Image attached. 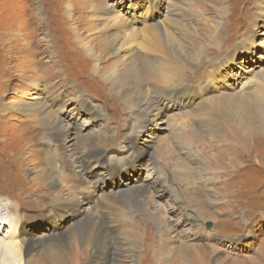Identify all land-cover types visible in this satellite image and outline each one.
Returning a JSON list of instances; mask_svg holds the SVG:
<instances>
[{"label": "rangeland", "instance_id": "rangeland-1", "mask_svg": "<svg viewBox=\"0 0 264 264\" xmlns=\"http://www.w3.org/2000/svg\"><path fill=\"white\" fill-rule=\"evenodd\" d=\"M166 2L0 0V222L17 219L12 231L18 234L13 237L40 238L66 227L90 232L94 224L78 222L76 216H84L81 211L100 199L112 206L106 196L120 192L123 206L115 204L113 210L129 225L118 236L123 252L114 257L119 264H154V250L167 252L170 247L172 257L164 264H201L198 254L191 259L183 254L197 251L193 246L200 245L209 249L203 264H264V146L252 129L248 149L241 151L227 131V118L217 111L223 107L237 116L233 104L219 105V100L234 95L250 100L264 84V0H175L185 7L178 24L187 27L181 32L179 27L169 29L186 48L193 67L180 77V85L157 88L150 86L142 69L136 80L118 68L121 84L131 89L139 81L142 92L154 102L137 110L120 89L93 74L94 61L82 50V40L104 45L106 31L125 25L141 29L145 20L153 25L166 22ZM193 45L207 47L194 57ZM101 46L100 52L91 47L99 55L104 51ZM112 54L109 51L106 61L98 62L101 75L107 72L105 66L111 70L119 60ZM197 88H202V100L195 95ZM186 92L191 94L182 95ZM206 99L211 100V114L193 110ZM23 104L30 109L39 104L59 107L55 112L72 130L71 136L52 141L46 130L18 111ZM144 115L149 116L139 118ZM93 139L102 155L82 166L78 160L86 156ZM64 156L71 161V172L65 169ZM45 169L63 186H72L79 175L87 177L74 209L53 207L54 190L34 182ZM136 187H146L140 198L128 193ZM10 205L15 212L8 210ZM160 218L169 222L175 236L164 238L167 222L162 226ZM12 231L9 225L0 228V239ZM130 233L146 242L141 243L136 260L124 240ZM161 238L170 240L168 250L160 245ZM42 253L40 249L33 258ZM87 253L81 264H110L108 249L94 259ZM42 260L46 264V258Z\"/></svg>", "mask_w": 264, "mask_h": 264}, {"label": "bare ground", "instance_id": "bare-ground-1", "mask_svg": "<svg viewBox=\"0 0 264 264\" xmlns=\"http://www.w3.org/2000/svg\"><path fill=\"white\" fill-rule=\"evenodd\" d=\"M166 3H167V10H168L169 14H171L170 16H169V14H167L168 16H165L166 22H160V23H156L157 25H153L152 23L149 24V22L147 20H145L142 22V25L143 24L144 25L141 29L134 27V26H131V27L129 26L130 28H128V25L123 26L121 30H115L114 31V29L113 30L110 29L111 31L104 32L105 34L102 37V41L104 42V45H102V46L98 45V44L92 45L93 41L86 42V41L82 40V42H83L82 50H83L84 54L86 55V57H88L94 61V64L92 67L94 69L93 74L96 76H101V78L106 83L112 84L113 88L120 89L122 91L121 93H123L124 97L128 100V103H130L132 105V107L136 110L139 107H141L142 105H147V106L150 105L151 106L154 102H151V100H149L147 98V95L144 92H142L141 89H143V88L141 87V84L139 83V81H136V82L134 81L135 84L131 89H127L123 84H121L119 81V73L117 71L118 68H120L121 70H124L126 73L132 74V76L135 77L134 79H136V80H140L139 78H141V77H139L137 71H138V69H142L146 73L145 79L147 81L151 82L150 86L157 88L159 86L165 87L168 84H171L172 86L180 85L182 83L181 81L183 80V79L181 80L180 77H182L184 72L190 71L189 69L191 67H193V63L190 61V56H189V53H187L186 48L184 49L183 44L181 46L180 43L177 42V40L175 38V35H177V34L174 33L173 31H170V29H169L172 26H175L177 30L179 27L180 30H178V31H180V32L184 31L186 29L187 26L179 25L178 20H177L178 18H184V12L183 11H185V7L183 5H181L180 3H176L175 0H167ZM89 6L91 7V5H89ZM117 19H115V20H117ZM108 22H109V20H108ZM126 23H127V21H126ZM128 23H130V21ZM125 29H127V30H125ZM110 32H112V33H110ZM97 38H98L97 41L101 42V32L98 33ZM139 41H141V42H139ZM91 46H93L94 50H96V49L98 50L99 46L104 47V49H102L100 47L101 50H104V51L99 53V55H98L97 53L93 52V49ZM193 47L195 49H194V52L192 54H194L193 56L195 57L196 54L197 55L200 54V48H203V50H204L207 47V45H204L203 47L201 45H193ZM98 51L100 52V50H98ZM109 51H113L112 55L114 56V58L118 57L119 60L114 63L115 66L111 70H110L109 66H105L104 70H107V72L101 75V73L98 70V62L101 61V59H103L102 63H104L106 61L104 59H107V53ZM191 51H192V49H191ZM192 71L193 70H191V72ZM188 88L192 89V87H188ZM195 93H196L195 95L198 96V99L202 100V98H203L202 88H197ZM189 94H191V93L186 92L182 95L185 96V95H189ZM118 95H121V94L118 93ZM118 97H120V96H118ZM120 99H122V98H120ZM219 101H220L219 105L224 103V106H225L226 102H230L231 104H233L235 106L234 109H237V111H238L237 116H232L231 114L226 112V110H224L223 107H219V110H217V111L221 112L227 118L226 122H227V126L229 127V128L227 127L228 128L227 131H231L232 134L230 132H228V133L230 136H232V140L235 139V141H238L237 144L240 147L241 151L248 149V146H249L248 139H249V136H250L252 129H253V131L255 130L257 135H259L257 137V141H259V145L264 146V84H262V83L260 84L259 89H257V91L251 96L250 100H247L246 98L234 95V97H231V98L224 97ZM126 104H127V102H126ZM210 104H211V100H207L206 102H202L200 106L196 104V105H194V107L193 106L192 107L194 108L193 110H195L197 112L203 113V112L207 111L211 114V112H212L211 107L212 106ZM214 104H215V102H214ZM214 104H212V105H214ZM59 110H60L59 107H56V109H54V107H52L50 105L49 106L44 105L41 107L40 104L37 106L36 109H30V108L26 107V105H24V104L21 105L20 108L18 109V111L22 115H25L31 121H35L37 127L46 130L51 135L50 139L52 141L53 140H60L61 138H63L62 136H65V138L70 137L71 133H72V130L69 128L68 125H63L64 120L62 118L58 117V115L56 114V112ZM63 112H64V109H63L62 113ZM147 114H149V113H147ZM146 116L148 117L149 115H146ZM146 116L144 115V116L139 117V118L145 119V118H147ZM209 121L213 122V120H209ZM252 121L257 123V125H256L257 127L252 126V124H253ZM223 128L224 127L222 126L221 130ZM187 131H189V130H187ZM219 133H221V131ZM219 133H217V134H219ZM198 139H199V137H198ZM96 140H98V138ZM96 140L93 139V141L90 143L89 149H88L85 157L83 155H82V157L79 156L80 160H78V161H79V164H82V166H84L83 163L87 159H92V160L96 159V158L100 159L102 153H99L96 150V149H98V146H97L98 143ZM88 143H89V141H88ZM191 145L192 144L190 143V144H188V147L184 148L183 150L181 149L183 156H184L183 152L184 151L188 152L190 150ZM61 152H63V151H61ZM70 155H71V153H70ZM189 156H190V154H189ZM64 158H66V157L64 156ZM62 161L65 164V169L66 170L68 169V171L71 172V161L68 160V158L63 159ZM158 165L159 164H156L155 168H154L156 172H159V166ZM46 172L39 171V176L37 177L38 179H37V181H34V182L37 185L48 186V188L51 187L54 190L53 191L54 193L52 195L53 196V207H56L60 211H63L65 209H74L77 206V204L80 203L78 200V195L83 193L84 186L88 182L87 177L85 178V176L79 175V176H77L76 179L71 178L72 181H75V183H73L72 186L71 185L68 186V184H67V186H63V184H61L60 182L52 180V176L50 174L48 175L47 170H46ZM64 174H66V173H64ZM168 174H169V172H168ZM69 175L71 176V174H69ZM39 178H42V181ZM71 179H70V181H71ZM69 184H71V183H69ZM128 191H129L128 193L131 192V194H134L135 198H138V197L140 198V197H142V194L144 195L146 193V187L145 188L136 187V188H134V190L130 189ZM106 197L107 198L109 197V200H107V201L112 206L107 205L106 201L104 202L103 200L100 199V200L94 202V204H92V206H90L89 208L81 211L82 215H84V216H81V217L76 216V220L78 222L86 220L87 223L94 224V228L90 232L84 231L82 229L75 230V229H73V227H66L61 232L51 230L48 233H43L40 236V238H35L31 234L27 237H24V238H22V237L18 238L17 236L16 237L12 236V235L18 234V232L14 233L15 231L14 232L12 231L15 227V223H16L17 219L13 220L14 222L9 223V224H3L2 222H0V228L4 229L6 225H9L10 232L12 231L14 233V234L13 233L10 234V232H9V234L2 236V238H4V240L0 239V264H44V260H42V257L46 258V260H47L46 264H81V259H82L83 255H85V258H86V255H88L87 250H88L90 256L91 257L93 256V259H94L100 250L102 251V250H106V249L109 250L108 260H109L110 264H119L120 261H118L114 257L115 255H118V257H120L122 255L121 252H123V249L121 247L122 244H120V237H118V236L120 235V233H122V231L126 228V226L129 225V223L123 222L122 221L123 218L121 216L122 214L118 213V212H114V210H113V209H115L114 208L115 204H117V205L121 204L123 206L121 193L119 192V194L116 195V194H113V192H112V194L110 196H106ZM10 206L11 207L8 208V210L11 212H15L16 210H15L14 206H12V205H10ZM122 206H121V208H122ZM143 208H144V206H143ZM119 209H120V207H119ZM62 216H64V215H60L59 218H61ZM19 217H17V218H19ZM159 221H160V224L162 226H164V224L167 222V224L164 226V229H163L164 230V238L167 239L169 234H171L172 237L175 236V235H173V232H174L173 227L171 225H169V222L166 219L160 218ZM191 221L193 222V220H191ZM79 226H80V224H79ZM16 227H17V225H16ZM42 229H43V227H42ZM148 230H150L149 226L147 228V231ZM163 230H162V233H163ZM109 237L110 238L118 237L119 239L118 238H115V239L112 238L111 239L112 242H111L109 240ZM164 238H161L162 240H161V242L160 241L159 242H160L161 246H163V245L165 246V250H168V247H170V244H169L170 240L169 239L165 240ZM125 239H127V242L133 248L132 254L129 252L132 255V258H133L132 260L138 259L139 258L138 257L139 250L141 248V243L145 242V239L143 241V238H141V236H138L137 234H134V233H130V234L124 236V240ZM159 239L160 238H156V240H159ZM181 243H182V241H181ZM54 244L57 245L59 248H56L55 246H53ZM77 246H80L81 248H83V250L82 251H81V249L77 250ZM113 246H114V249L112 248ZM145 247H144V250L147 249V248L145 249ZM203 248L201 247V245L200 246H193V249H195L197 251L193 252V251L187 249L189 252L185 251L183 254L185 256L188 253L187 258H190V259L193 256L196 257V254H198L197 256L200 257V259H201V260H198V262L203 264L204 260H206L208 258V253H209L208 247H205V249H203ZM40 249L43 252L42 255H40L39 259H34L33 258L34 254L37 251H39ZM170 250H171V247H170ZM170 250H168L167 252H163L162 250L156 248L154 250V264H164L165 261L170 256L172 257V255H171L172 253ZM146 257H147V255H146ZM145 260H147V258ZM143 262H145V261H143ZM149 263H147V264H149ZM102 264H105V263L102 262Z\"/></svg>", "mask_w": 264, "mask_h": 264}]
</instances>
